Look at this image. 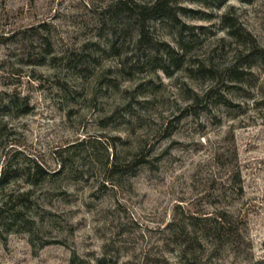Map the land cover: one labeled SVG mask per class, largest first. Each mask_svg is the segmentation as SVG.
<instances>
[{"label":"rangeland","instance_id":"1","mask_svg":"<svg viewBox=\"0 0 264 264\" xmlns=\"http://www.w3.org/2000/svg\"><path fill=\"white\" fill-rule=\"evenodd\" d=\"M121 1L0 0V264H180L223 211L244 244L190 263L263 259L264 50L228 22L264 49V0H170L142 39Z\"/></svg>","mask_w":264,"mask_h":264},{"label":"trees","instance_id":"2","mask_svg":"<svg viewBox=\"0 0 264 264\" xmlns=\"http://www.w3.org/2000/svg\"><path fill=\"white\" fill-rule=\"evenodd\" d=\"M115 7L123 9L131 18H135L138 24L139 38L141 39L146 34V24L150 20L154 18L178 20L177 6L172 5L170 0H153L149 4L136 2L134 0H122L117 3ZM179 10L185 11L184 8H179ZM227 18L228 17L224 15V21L227 22ZM228 29L230 35L240 38L243 42H247L250 53L258 54L264 50L256 44V40L251 33L248 31H245V33L240 32V28H238L236 24L228 22ZM137 163L140 164L142 161L139 160ZM116 168L117 164L113 162L111 164V169L116 170ZM39 170L40 166L36 165L35 173L39 172ZM5 177L4 175V177L0 179L1 183L5 181ZM192 218L194 219L193 225L196 228H194V230L191 228L190 233H186V227H183L182 230L176 234L178 237L184 239V244H182L183 246L181 245L180 248V264H191V256L189 255L195 253L197 246L209 245L211 248L215 249L227 245L230 242H233L236 246L243 245L245 242V236L241 231L243 221L239 218L236 219L235 216L229 212H219L215 217L210 218L209 223H205V226H203L204 224L202 225L199 222H195L197 218L191 217V219ZM197 227L199 229H197ZM186 236L188 237L187 239ZM249 264H264V258Z\"/></svg>","mask_w":264,"mask_h":264}]
</instances>
